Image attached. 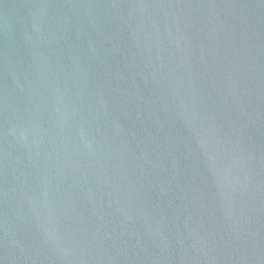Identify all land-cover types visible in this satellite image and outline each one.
Instances as JSON below:
<instances>
[{"label": "water", "instance_id": "obj_1", "mask_svg": "<svg viewBox=\"0 0 264 264\" xmlns=\"http://www.w3.org/2000/svg\"><path fill=\"white\" fill-rule=\"evenodd\" d=\"M0 264H264V0H0Z\"/></svg>", "mask_w": 264, "mask_h": 264}]
</instances>
